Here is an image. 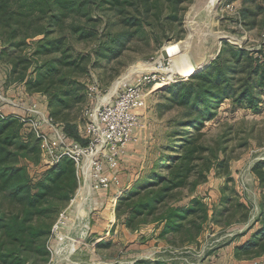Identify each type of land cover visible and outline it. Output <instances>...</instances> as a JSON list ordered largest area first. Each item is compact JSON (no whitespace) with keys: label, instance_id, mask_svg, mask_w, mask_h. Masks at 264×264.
<instances>
[{"label":"trees","instance_id":"trees-1","mask_svg":"<svg viewBox=\"0 0 264 264\" xmlns=\"http://www.w3.org/2000/svg\"><path fill=\"white\" fill-rule=\"evenodd\" d=\"M179 1L0 0V58L8 59L6 82L43 96L48 115L69 138L85 145L71 112L86 98L90 68L120 57L129 42L162 22L164 9L175 15ZM261 12L260 1H242L241 16L248 25ZM78 43L90 48L77 51ZM154 95L161 100L159 110L176 112L168 120L170 130L157 158L118 198L115 217L131 230L164 225L161 238L183 235L192 244L208 222L220 223L234 205L242 206L235 202V191L226 187L209 215L196 195L209 173L219 174L228 163L225 147L215 150L203 144V129L215 120L223 102L230 101L232 109L258 110L264 95V56L224 44L216 60L188 82L173 83ZM39 141L18 120L0 117V264H47V238L79 186L69 159L61 158L54 166L43 162ZM252 173L264 190V160ZM257 221L260 226L249 240L236 246L237 255H264V192Z\"/></svg>","mask_w":264,"mask_h":264},{"label":"rangeland","instance_id":"rangeland-1","mask_svg":"<svg viewBox=\"0 0 264 264\" xmlns=\"http://www.w3.org/2000/svg\"><path fill=\"white\" fill-rule=\"evenodd\" d=\"M242 1L218 0L210 7L195 34L192 32L196 27L194 25L209 5V0H180L172 16L164 9L162 22L146 28L140 37L129 42L120 57L90 68V77L86 80V98L72 110L71 118L82 128L89 112L113 100L124 84H135L148 74H156L168 80V84L161 85L162 89L173 83L188 82L191 76L184 77L191 74L184 60L183 45L186 42L190 63L194 67L215 61L224 44L244 48L254 57L263 58L264 0H256L261 2L262 12L255 17L252 25L242 19ZM191 32L194 35L192 37ZM172 45H176L174 47L178 53L163 57L161 54L170 52ZM74 47L82 52L90 48L79 43ZM11 53L9 51L8 56ZM213 55L215 57L212 59ZM7 62L6 56L0 58V76L3 77L0 78L1 106H7L10 113H16L13 109H20L22 104L25 105L24 112L35 105L42 112L35 95L28 93L18 96L17 90L20 89L16 87L21 86L6 82L8 72L3 68H6ZM116 83L117 88L113 91ZM161 86L149 88L145 107L140 114V125L134 132V137L150 135L155 140L153 147L156 145V153L161 144L165 143L163 137L170 130L168 120L176 112L159 110L161 100L154 92ZM90 88L94 90L92 94L88 91ZM260 98L257 111L249 107L232 109L230 101L223 102L215 120L205 124L203 144L215 150L225 147L228 163L219 170V174L215 170L209 173L207 181L199 186V195L205 202L212 204L217 202V190L228 187L235 191L238 196L235 202L242 206L236 208L234 205L221 217L220 223L208 222L197 242L189 244L183 235L168 236L163 238L164 241H157L148 237L145 225L131 230L121 221L105 232L104 236L91 235L88 231L85 238L77 239L74 238V230L70 228L69 222H65L66 219L54 230L58 216L52 234L47 238L50 254L47 264H133L139 260L176 264H264V255L252 257L237 255L235 252L236 246L246 243L250 234L260 226L257 218L264 190L252 173L253 166L264 160V95ZM114 200L110 207L115 215L118 198ZM243 232L247 234L239 236ZM60 235H67L77 242L71 243L68 238L58 239ZM69 245L70 251H74L77 246L73 253H68Z\"/></svg>","mask_w":264,"mask_h":264},{"label":"built area","instance_id":"built-area-1","mask_svg":"<svg viewBox=\"0 0 264 264\" xmlns=\"http://www.w3.org/2000/svg\"><path fill=\"white\" fill-rule=\"evenodd\" d=\"M157 83L168 84V80L156 74L145 75L135 84H124L113 100L89 112L86 123L80 128L81 136L87 141L85 145L69 138L59 123L35 105L15 115L6 114L0 102V117L14 118L35 134L40 140L45 164L54 166L61 158H67L75 166L79 183L81 179H88L92 190H106L118 183L120 156L124 146L135 139L146 95ZM88 91L92 94L94 90ZM67 209L60 213L54 230L67 218Z\"/></svg>","mask_w":264,"mask_h":264},{"label":"crops","instance_id":"crops-1","mask_svg":"<svg viewBox=\"0 0 264 264\" xmlns=\"http://www.w3.org/2000/svg\"><path fill=\"white\" fill-rule=\"evenodd\" d=\"M6 68H3L7 72L9 71V65L6 63ZM3 79L2 76H0ZM6 80V79H5ZM14 87V86H12ZM18 91V96L26 95V91L21 87H16ZM38 98L39 107L43 110L44 114H47L46 100L43 96L38 94H33ZM20 101V99H19ZM25 105L22 104L20 109H13L16 113H10L7 106L3 107L6 114L21 115L24 113ZM135 136V135H134ZM155 140L150 136H145L144 138L135 137V139L124 146L123 152L120 156L119 167L117 171L118 183L112 185L109 189L94 191L90 188V182L88 179H81L78 189L76 190V197L70 202L67 209L66 223L69 222L70 228L74 234V238H85L86 235H105L104 233L110 231L112 227L117 225V220L114 213L112 212L111 205L112 200L121 197L129 188H131L133 182L148 168L151 162L157 158L156 152L153 147ZM223 183L221 184V186ZM235 187V186H234ZM199 189L197 188L196 195H199ZM216 193L215 203H208L203 200V202L208 207L209 215L212 214L213 208L218 205L219 198L221 196L222 188H219ZM238 192V191H237ZM239 193V192H238ZM81 224V226H80ZM164 225L157 226L155 223L146 224L145 230L148 233V237L155 240L164 241L160 237L161 231ZM109 228V229H108ZM84 230H87L84 231ZM70 230L67 232L69 233ZM141 232V231H140ZM72 236V235H71ZM70 239L71 243L76 241L67 235H60L58 239ZM60 240V241H61ZM77 242V241H76ZM71 245V244H70ZM70 245L68 248V253H73L70 251Z\"/></svg>","mask_w":264,"mask_h":264},{"label":"bare ground","instance_id":"bare-ground-1","mask_svg":"<svg viewBox=\"0 0 264 264\" xmlns=\"http://www.w3.org/2000/svg\"><path fill=\"white\" fill-rule=\"evenodd\" d=\"M218 0H209V2H208V6L206 7V9L203 11L204 13L199 17V20L195 23V25L194 26H196V27H194V29H193V34H195L196 33V28L197 29H199V27H201V23L203 22V20H205L204 18H206L207 17V12L209 13V11H210V7L211 6H214L215 5V3L217 2ZM193 23V22H192ZM189 28H190V26H189ZM192 32L190 33V36L192 37V36H194L193 34H192ZM195 32V33H194ZM190 38V37H189ZM183 45V44H182ZM174 46H176V45H172V50L170 51V52H168V53H165V54H161L163 57H164V55L165 56H172L173 54H175V53H178V49L176 48V47H174ZM184 47H183V52H184V60H185V63H186V65H187V67L189 68V70L191 71V74H189L188 76H184V77H189V76H191V75H193V74H195L196 72H200L205 66H207L208 64H209V61L208 62H206V63H204V64H201L200 66H198V67H194V66H192V64L190 63V58H189V55H188V51H187V49H188V42H186L185 43V45H183ZM215 57V55H213L212 56V59ZM136 70V69H135ZM135 70H133L134 72H137V71H135ZM159 86H161L160 84H156L154 87H159ZM116 88H117V83L115 84V87H114V90L113 91H115L116 90Z\"/></svg>","mask_w":264,"mask_h":264},{"label":"water","instance_id":"water-1","mask_svg":"<svg viewBox=\"0 0 264 264\" xmlns=\"http://www.w3.org/2000/svg\"><path fill=\"white\" fill-rule=\"evenodd\" d=\"M208 65H209V64H208ZM208 65H207V66H208ZM199 66H200V65H199ZM207 66H205L203 69H205ZM197 67H198V66H197ZM203 69H202V70H203ZM202 70H201V71H202ZM162 88H163V86H161L159 89H162Z\"/></svg>","mask_w":264,"mask_h":264}]
</instances>
